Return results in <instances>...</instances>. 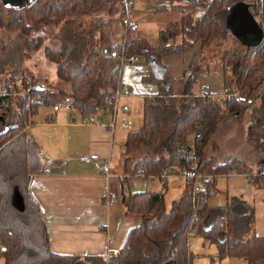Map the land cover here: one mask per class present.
I'll list each match as a JSON object with an SVG mask.
<instances>
[{"label": "trees", "instance_id": "1", "mask_svg": "<svg viewBox=\"0 0 264 264\" xmlns=\"http://www.w3.org/2000/svg\"><path fill=\"white\" fill-rule=\"evenodd\" d=\"M237 1L244 0H187L194 3L195 9L184 12L176 24L160 29L156 45L132 32L125 40L122 34L119 40L114 39L118 32L113 23L121 22L116 0H29L22 6H4L8 14L4 16L0 11V25L19 32L10 41L0 38V74L12 78L23 72L27 76L24 50L40 49L43 57L55 64L57 82L32 92L39 101H11L0 112L3 264H106V256L59 254L50 249L44 219L29 190L30 174L41 171L43 165L37 143L22 129L39 106L67 98L83 114L111 108L120 76L111 52L122 49L126 56L138 54L147 61L149 69L143 81L156 88L151 98L143 97L142 124L127 132L124 150L113 168L121 175L122 186L129 175L159 177L164 168H186L202 174L207 188L194 197L193 183L187 182L183 194L172 201L169 209L165 206L166 178L160 179V190L123 194L125 214L141 220L128 230L111 264H194L195 255L188 241L194 230L216 245L219 258L237 255L245 259L244 264H264V234L254 230V207L236 197L218 207L207 203L215 193V176L230 171L249 172L252 186L264 187V89H260L264 82V39L246 52L222 48L217 42L226 33L231 35L225 27V16L228 7ZM260 1L264 5V0L244 2L264 30V14L259 19L256 13ZM99 12H107L110 19L94 15ZM60 21V30L48 38L47 44L41 35L31 34L40 25ZM179 35L181 39L176 40ZM197 42L200 46L192 53L182 77L168 75L162 59L191 51ZM211 47L218 52L215 60L224 69L226 95L220 102L193 89L195 74L209 67L204 63V52ZM33 78V83L39 82L31 75ZM256 101L258 104L249 109L246 136L260 153L259 163L249 164L243 157L215 162L209 151L216 143L213 138L220 125L232 116L240 122L245 110ZM15 189L22 196V209L12 204Z\"/></svg>", "mask_w": 264, "mask_h": 264}, {"label": "crops", "instance_id": "2", "mask_svg": "<svg viewBox=\"0 0 264 264\" xmlns=\"http://www.w3.org/2000/svg\"><path fill=\"white\" fill-rule=\"evenodd\" d=\"M138 1H140L138 8L134 6L132 9L134 4L132 0L130 16L138 23V28L132 33L134 36L149 41V32L146 27L141 28V26L148 23L157 25L156 43L149 41L153 45L158 44L160 29L176 24L184 12L194 10L196 7L194 3L186 2L187 0H136V2ZM119 18L121 21V11ZM169 19H172L173 22H168ZM119 26L121 31L122 29L124 31L121 22ZM126 34H123V40H125ZM199 46L200 43L197 42L191 51L165 56L162 59V64L166 67L168 75L173 78L182 77L192 53ZM212 49L213 47L207 50V53H210L209 58L206 56V51L204 53V63H208L209 67L199 70L195 74V79L200 72H207L217 77V73L221 71V77H223V66L215 60L217 57ZM133 55H137V61L127 62L122 66L112 57L118 62L120 68L117 86L122 83L130 89L127 81L123 80L122 70L126 64L132 67L134 65L131 64L139 63L141 56ZM178 57L182 59L180 68L177 66ZM137 67V76L144 88L137 87L139 90L134 91L130 89L132 94L119 98L117 109H114L113 105L111 108L97 109L93 114L103 123L91 125L85 123L84 114L80 113L75 106L76 110L71 113L64 109L53 111L49 107V111L44 115H39L37 109L22 129L35 140L38 146L43 169L30 174L29 190L38 203L46 225L50 249L55 253L104 257L109 250L118 251L124 243L128 230L138 225L141 220L139 216L125 214L122 204L123 194L163 188L156 186L155 177L157 176L142 174L127 176L122 186L121 175L113 171L124 150L127 132L132 130L131 123L135 115L130 114V104H133V98L146 95L151 98L156 89L153 83L143 81V76L148 74L147 61ZM150 86L153 89L152 93L148 90ZM205 87H208L213 95H226L223 94V84L221 90L213 91L207 81L199 86L195 81L193 85L194 91L198 94ZM122 99L126 102H120ZM127 99L128 102L130 100L129 103H127ZM122 105H127L128 110L122 111ZM119 112H121L120 119L123 118L122 120H118ZM112 119L115 121L113 131L106 126ZM122 122L127 127H123ZM122 132L126 134L121 137ZM117 135L120 138H117ZM93 154L97 155L98 161L91 158ZM165 169L169 168L163 170ZM157 178L162 186L163 182L159 177ZM164 182L166 183V193L169 190L178 189L172 198L173 201L181 197L188 181L176 175L166 177ZM214 191L215 193L207 199V203L212 197L220 198L222 196L225 202L219 206L228 204L234 197L242 198L253 206L254 230L258 235L264 234V187H253L242 174L230 171L227 174L215 176ZM194 233H196L195 230L189 234V246L190 237ZM1 249L2 245L0 244V252ZM0 264H3L1 253Z\"/></svg>", "mask_w": 264, "mask_h": 264}, {"label": "rangeland", "instance_id": "3", "mask_svg": "<svg viewBox=\"0 0 264 264\" xmlns=\"http://www.w3.org/2000/svg\"><path fill=\"white\" fill-rule=\"evenodd\" d=\"M31 1V0H30ZM233 1V0H232ZM247 1V0H244ZM133 7L132 9L138 8L140 5V1L136 2V0H133ZM27 4V2H26ZM257 8V16L260 19L262 15L264 14V5L260 1L259 3H256ZM0 11H3L4 16L8 14L6 11V8L4 7L3 2L0 0ZM262 10V12H261ZM94 15H101L106 19H110V14L107 12H99L94 13ZM9 15L7 18H10ZM118 17V16H115ZM164 20V19H162ZM258 20V19H257ZM168 22H173L172 19H169ZM63 21H60L57 24H51V25H40L38 29L32 30V35H41L44 37V44H47L49 42L48 38H51V36L55 33H57L60 30L61 24ZM169 24V23H168ZM113 27H116V30L118 32L117 36L114 35L115 40H119L120 35L124 34V31L119 26V23H113ZM142 27H146L147 32H149V41L151 43L156 41L155 36L157 35V25L154 24H146L142 25ZM19 30H14L9 28L8 26L0 25V38H2L4 41H10L11 39L15 38L18 34ZM133 34V33H131ZM152 39V40H151ZM181 35H179L176 40H180ZM218 43H221L222 48H234L239 51L246 52L249 50V47L247 45L242 44L239 40H236L233 38L229 33H226V37H220L217 39ZM156 43V42H155ZM199 48V47H198ZM210 49V48H208ZM221 49V48H220ZM212 51L215 53V56L218 57V52H216V49H212ZM222 50H220L221 52ZM26 53V56L23 61V65L27 67L26 75L23 74V72H19L14 77H23L27 78L30 83L34 82V78L31 79V75L35 77L37 80H39L40 83L45 87H48L49 84L52 86L57 82V77L55 75V64L50 62L48 59L44 58L42 51L40 49H34V50H24ZM205 53V52H204ZM210 53H207L206 56L208 57ZM209 58V57H208ZM146 60L141 56L139 63L131 64L134 65L132 67L128 66L127 64L123 67V80H126L129 84L128 86L132 91L143 89V84L140 82L138 76H137V66L145 64ZM182 64V59L180 57L177 58V66L180 68ZM205 65V64H204ZM203 65V66H204ZM214 68V67H212ZM216 74V73H213ZM4 75V74H1ZM9 75V74H8ZM217 77L215 75H210L207 72H200L196 77V84L199 86L200 84H204L207 82L210 83L211 91L213 90H221L222 87V77H221V71L217 73ZM228 75H230V72L228 71ZM10 77L12 75H9ZM12 77V78H14ZM21 77V78H23ZM24 79V78H23ZM46 80V82L44 81ZM264 81V78H263ZM138 87V88H137ZM51 88V87H50ZM260 89H264V82ZM32 97V95H31ZM34 97V96H33ZM23 100L21 97H17L15 99H12L10 102L13 103L15 101ZM67 100V99H64ZM123 99L120 101L122 102ZM61 103L64 101L61 100ZM126 102V101H123ZM130 102V100H129ZM128 99H127V103ZM258 101L253 103L247 110H245L242 121L239 122L235 116L229 117L223 124L220 125L217 133L214 136V141L216 142L214 145L212 144V150L209 151V155H213L215 157V162H225L230 160L233 157H243L249 164H257L258 161L261 159L260 153L256 146L248 141V138L246 136V124L248 123L249 119V113L250 108H252L254 105H257ZM131 111L130 114L135 115L132 124V129H137L142 124V107H143V96L135 97L133 98V104L131 103ZM52 108L51 105H41L38 107L39 115H44L45 112L49 111ZM121 112L118 113V120L122 115H120ZM121 118L120 120H122ZM127 120V119H126ZM246 125V126H245ZM244 127V128H243ZM120 133V132H119ZM126 134L124 132L121 133V137ZM119 135H117V138H120ZM208 155V156H209ZM155 177V176H153ZM157 180V185L159 187H162L158 181V178L155 177ZM176 190H169L168 193L165 194V206L169 208L171 206L172 198L175 196ZM225 201L222 199V196L220 198L212 197L210 199V202L208 203L210 207H218L220 204H223ZM190 249L195 255L194 264H244L245 259L242 256L237 255H226L223 258H219L216 256L217 248L214 243L205 242L203 238L198 234L194 233L190 237Z\"/></svg>", "mask_w": 264, "mask_h": 264}, {"label": "built area", "instance_id": "4", "mask_svg": "<svg viewBox=\"0 0 264 264\" xmlns=\"http://www.w3.org/2000/svg\"><path fill=\"white\" fill-rule=\"evenodd\" d=\"M117 4L121 11V24L124 28V33L133 32L138 28L137 21L133 20L130 16L131 13V7H132V0H117ZM111 56L116 59L119 62V65L122 66L124 63L127 62H135L137 61L138 57L137 55H129L126 56L124 54V51H112ZM44 86L42 83H30L28 80H24L21 77H14L10 78L8 75H1L0 74V112L2 111V107L7 106L8 103L17 97H21L23 99H32V101H39V96L32 95L33 91H42ZM149 92L152 93L153 89L150 86L148 88ZM132 92L130 89L120 83L115 91L114 94V102L113 106L114 109H117L118 107V100L121 97H127L130 96ZM200 94L202 96H208L210 99L215 100L217 102H220L223 99V95H213L208 90V87L203 88L200 90ZM32 95V97H31ZM36 97V98H35ZM237 97V96H236ZM35 98V99H34ZM238 100V98H236ZM53 111H58L60 109H64L65 111L71 113L76 110L74 105L71 103L70 99L67 98L63 103L58 102L52 105ZM122 111H127L128 106L122 105L121 107ZM83 120L85 123L91 125V124H101L103 123L100 118H97L96 115L89 113L83 115ZM15 122H17V118L14 119ZM106 126L113 131L115 127V121L112 119L111 122L107 123ZM123 127H127L124 122H122ZM91 158L98 161L97 155L93 154L91 155ZM256 174V172H254ZM179 176L185 178L188 182L193 183L192 187V193L194 197H196V194L202 191H205L207 186L204 182L203 176L200 173H197L195 170L192 169H186V168H169L168 170H163L159 178L161 180H164L168 176ZM242 176L251 183L252 174L249 172L242 173ZM117 254L116 250H109L106 253V264H111L112 257Z\"/></svg>", "mask_w": 264, "mask_h": 264}, {"label": "water", "instance_id": "5", "mask_svg": "<svg viewBox=\"0 0 264 264\" xmlns=\"http://www.w3.org/2000/svg\"><path fill=\"white\" fill-rule=\"evenodd\" d=\"M4 6H22L29 0H1ZM225 27L231 35L242 44L250 47L259 45L264 39V30L250 12V6L244 1H237L228 7L225 16ZM12 204L23 208V199L15 189L12 198Z\"/></svg>", "mask_w": 264, "mask_h": 264}]
</instances>
